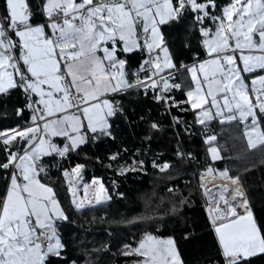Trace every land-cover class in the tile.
<instances>
[{"label": "snow or ice", "instance_id": "snow-or-ice-1", "mask_svg": "<svg viewBox=\"0 0 264 264\" xmlns=\"http://www.w3.org/2000/svg\"><path fill=\"white\" fill-rule=\"evenodd\" d=\"M42 2L48 23L33 24L28 0H3L0 94L22 90L32 115L24 127L0 130V179L6 181L0 195V264H48L49 256L61 255L65 245L57 221L68 216L56 190L42 182L43 159L67 156L86 144L90 134L93 139L112 136L111 118L123 113L113 94L153 90L154 99L170 107L190 105L200 125L214 116L250 121L245 131L248 147L264 146V74L255 75L256 70L264 72V0H229L218 15L216 0ZM189 14L205 58L197 56L191 66L181 65L191 83L187 99L174 101L167 93L181 85L170 83L171 71L165 75L176 64L162 29ZM136 50H146L148 58L130 80L127 56ZM246 73L253 74L250 84ZM23 112L17 109L16 114ZM57 137L63 138L62 145L54 142ZM215 140L208 136L205 143ZM209 152L213 160L221 159L218 148L210 147ZM83 167L77 164L63 175L69 180L80 177ZM168 167L165 163L161 171ZM219 176L227 183L214 185L215 191L203 183L201 187L220 254L224 264H250V258L264 255V226L253 215L240 177L227 170ZM83 188V198L77 201V189L70 187L77 209L111 199L99 178ZM124 247L125 255L141 258L136 264H183L171 237L145 233L135 248Z\"/></svg>", "mask_w": 264, "mask_h": 264}, {"label": "trees", "instance_id": "trees-1", "mask_svg": "<svg viewBox=\"0 0 264 264\" xmlns=\"http://www.w3.org/2000/svg\"><path fill=\"white\" fill-rule=\"evenodd\" d=\"M216 2L218 15L219 8L229 0ZM28 3L34 14L32 22L40 21L41 0ZM0 11L3 15V0ZM162 31L176 64L171 82L181 85L167 95L174 101H184L191 81L181 65L192 63L197 56L205 57L201 36L190 14L179 23L164 26ZM143 58L140 50L128 54L129 78ZM261 74L264 72L256 70L255 75ZM244 75L250 84L253 74ZM155 95V91L145 94L141 88L113 94L111 98L123 113L111 118L112 136L93 139L90 134L86 144L67 156L44 157L46 175L41 174L42 181L56 190L68 216L67 220L57 221L65 248L60 256H49L48 264H132L139 257L125 255L124 246L135 247L145 233L174 239L183 264H224L201 187L200 177L209 168L213 174L227 170L229 175L240 177L253 215L264 226V146L248 147L245 130L250 121L215 117L200 125L190 105L170 107L155 100ZM27 104V96L20 89L0 94V130L28 125L32 112L25 107ZM21 108L24 112L17 116ZM153 123L158 128L153 129ZM208 136L216 140L205 143ZM54 141L64 143L62 138ZM211 146L219 149L221 159L210 157ZM114 155L116 160L111 159ZM165 163L169 167L161 171ZM77 164L84 165L86 182L94 178L102 181L110 200L76 208L63 172ZM5 187L6 181L0 179V195ZM250 264H264V255L250 258Z\"/></svg>", "mask_w": 264, "mask_h": 264}, {"label": "built area", "instance_id": "built-area-1", "mask_svg": "<svg viewBox=\"0 0 264 264\" xmlns=\"http://www.w3.org/2000/svg\"><path fill=\"white\" fill-rule=\"evenodd\" d=\"M40 0H38V2H39ZM41 4V3H40ZM2 17H3V15H2V13H1V11H0V19H2ZM38 24H46V23H48V21H47V19H46V17L43 15V18L40 20V21H38L37 22ZM50 31V30H49ZM13 39H18V38H16V37H13ZM141 52H142V54H143V56H144V58H143V61L145 60V59H147L148 58V53L146 52V50H140ZM15 55H19V52L18 51H16L15 53H14ZM143 61H142V63H143ZM196 62V60L195 61H193L192 63H190V64H183V65H188V66H190V65H192L193 63H195ZM139 68H137V69H135L134 70V72L133 73H135V72H137V70H138ZM176 70V69H175ZM143 73H140V77L141 78H143ZM130 80H134L135 79V77H133L132 75H131V77L129 78ZM27 100H28V103H29V98L27 97ZM75 167V166H74ZM74 167H71L70 168V170L69 171H71V169L72 168H74ZM83 172H84V167H83V169L81 170V176L79 177V178H73V176L71 177V179H70V181H69V186H71V187H75L78 191H77V193H76V200L77 201H79L81 198H83V195H84V188H83V186L85 185V184H88V185H90V183L92 182H86L85 180H84V176H83ZM74 179V180H73ZM79 188H82V190L83 191H80L79 190ZM90 198H91V190H90ZM94 201V200H93ZM93 204V203H92ZM92 204L91 205H89V204H87V203H85V206L86 207H90V206H92Z\"/></svg>", "mask_w": 264, "mask_h": 264}, {"label": "bare ground", "instance_id": "bare-ground-1", "mask_svg": "<svg viewBox=\"0 0 264 264\" xmlns=\"http://www.w3.org/2000/svg\"><path fill=\"white\" fill-rule=\"evenodd\" d=\"M75 177L76 176H73V178H75ZM76 178H79V177H76ZM201 179L205 185V188L213 189V190H215L214 185H220L222 183H227L226 180H224L221 177L216 176V175H202Z\"/></svg>", "mask_w": 264, "mask_h": 264}, {"label": "rangeland", "instance_id": "rangeland-1", "mask_svg": "<svg viewBox=\"0 0 264 264\" xmlns=\"http://www.w3.org/2000/svg\"><path fill=\"white\" fill-rule=\"evenodd\" d=\"M204 58H205V57H204ZM204 58H203V59H204ZM190 66H191V65H190ZM214 112H215V110H213V114H214ZM195 117H196V115H195ZM215 117H218V118H219L220 120H222V121H227V120H225L223 117L214 116V118H215ZM237 119H239V118H237ZM239 120H240V119H239ZM240 121H242V120H240ZM242 122H246V121H242ZM211 147H216V146H211ZM209 148H210V147H209ZM216 148H217V147H216ZM209 154H210V152H209ZM210 157L212 158L211 154H210ZM69 170H70V169H69ZM69 170H68V171H69ZM206 175H208V174H206ZM212 175L219 176V174H212ZM219 177H220V176H219ZM200 179H201V177H200ZM69 181H70V180L67 179L68 186H69ZM201 182L203 183L202 179H201ZM203 184H204V183H203ZM90 185H91V183H90ZM70 187H71V186H69V188H70ZM79 190H80V191H83L82 188H79ZM77 191H78V190H77ZM204 191H205V188H204ZM214 191H215V190H214ZM76 193H77V192H76ZM75 198H76V196H75ZM207 201H208V198H207ZM94 204H95V200L93 201V204H92V205H94ZM84 207H86V206H84ZM143 237H144V236H143ZM143 237H142V238H143ZM142 238H141V239H142ZM159 238H161V239H167V238H169V237H159ZM136 246H137V245H136ZM136 246H135V247H136ZM135 247H133V248H135ZM126 251H127V250H126ZM139 259H141V258L139 257ZM139 259H138V260H139ZM132 264H136V261L133 262Z\"/></svg>", "mask_w": 264, "mask_h": 264}, {"label": "crops", "instance_id": "crops-1", "mask_svg": "<svg viewBox=\"0 0 264 264\" xmlns=\"http://www.w3.org/2000/svg\"><path fill=\"white\" fill-rule=\"evenodd\" d=\"M41 10H42V6H43V2H42V0H41ZM43 13V12H42ZM33 23V22H32ZM33 24H38L37 22H34ZM169 71H171L172 73H173V71L174 70H165V75H167V73L169 72ZM170 83H172L171 81H170ZM228 121V120H227ZM30 124V123H29ZM246 131V130H245ZM57 138H60V137H57ZM63 139V138H62ZM246 139H247V137H246ZM55 142V141H54ZM247 142H248V140H247ZM56 143V142H55ZM43 182V181H42Z\"/></svg>", "mask_w": 264, "mask_h": 264}]
</instances>
